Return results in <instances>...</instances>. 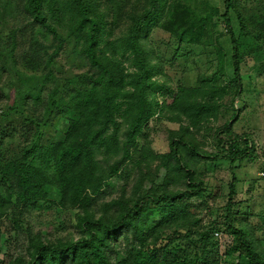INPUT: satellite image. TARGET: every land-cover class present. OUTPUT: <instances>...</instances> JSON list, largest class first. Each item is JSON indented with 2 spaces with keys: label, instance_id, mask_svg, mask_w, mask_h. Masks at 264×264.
<instances>
[{
  "label": "trees",
  "instance_id": "trees-1",
  "mask_svg": "<svg viewBox=\"0 0 264 264\" xmlns=\"http://www.w3.org/2000/svg\"><path fill=\"white\" fill-rule=\"evenodd\" d=\"M193 3L0 0V103L5 104L0 107V216L13 218L22 239L18 253L7 252V262L0 241V264H264L254 231L235 211L238 178L206 227L202 207L212 191L198 176V165L209 158L200 149L198 131L211 121L218 99L229 92L236 99L243 89L231 16L234 11L245 26L239 0H225L223 15L233 44V83L217 87L213 77H201L207 87L170 91L169 105L152 90L159 84L154 80L158 64L144 36L160 18L179 43L201 44L216 27H209L211 16ZM15 16L22 17L20 24H14ZM120 20L123 29L117 33ZM248 35L252 40L254 34ZM69 42L89 65L74 76L58 70L57 58ZM220 57L224 70L223 50ZM232 107L231 116H237L240 108ZM165 109L179 128L171 131L170 151L155 154L141 139ZM228 120L223 135L231 131ZM58 126H65L59 137L46 140L50 128ZM223 138L228 152L216 159L233 164L256 152L248 135ZM158 158L154 173L164 169L161 182L151 172ZM133 163L139 172L133 190L126 182L118 196L106 199L111 181L123 178ZM38 201L75 210L74 226L83 235L51 239L25 228L24 213ZM216 233L233 238L225 253Z\"/></svg>",
  "mask_w": 264,
  "mask_h": 264
},
{
  "label": "rangeland",
  "instance_id": "rangeland-1",
  "mask_svg": "<svg viewBox=\"0 0 264 264\" xmlns=\"http://www.w3.org/2000/svg\"><path fill=\"white\" fill-rule=\"evenodd\" d=\"M239 3L244 12L245 26L242 27L234 11H231V16L234 33L240 46L243 89L236 99L231 92L223 99H218L219 106L214 110L215 116L213 115L211 121L198 131L200 149L206 152L207 156L209 153V158L205 157V160L198 165V176H202L210 184L212 191V194L207 193L205 196L208 203L202 207L203 225L211 227L217 217L219 206L228 199L229 185L236 176L239 193L235 196L237 204L235 211L238 218L254 231L259 246L264 250V0H239ZM193 6L200 7L203 13L211 16L212 22L209 23V27L216 24V27L211 28L210 37L205 35L201 44L179 43L161 27L163 18L159 19V24L151 29L148 36H144L153 62L158 64L154 80L160 86L157 84L152 90L157 92L158 99L163 102L162 105L171 104L173 98L170 96V91H177L181 87H207L208 85H205L207 83L202 82L201 77H213L212 83L217 87L233 83L234 71L231 59L233 44L229 32L226 31L223 16L225 0H195ZM21 21L22 17H13L14 24H20ZM120 21L117 33L123 29V20ZM11 24L14 25L12 19ZM251 33L254 37L249 40L248 34ZM221 50L226 53L224 70H220ZM80 54V48H77L73 42H69L64 47L57 58L59 63L57 69L62 75L74 76L89 68ZM232 104L240 108L239 114L234 117L231 116ZM4 105L0 103V107ZM171 118L172 114L167 109L155 115L149 123V131L141 139L145 147H149L155 154L170 151L171 131H177L179 128V122ZM227 120L231 124V131L223 135L220 129L225 123L227 124ZM64 127L50 128L45 139L58 138L59 132ZM241 135L251 137L256 152H251L249 156H244V159L237 160L233 164L231 160L215 158L216 155H226L228 152L227 146L223 145L220 139L224 137L223 139L228 141ZM159 162L160 159H156L151 168L157 182H161L165 175L164 169L158 174L154 173L155 166ZM137 177L139 172L134 164L123 178H115L111 181L105 198L109 200L118 196L122 185L126 182L130 185L131 192ZM150 185L151 182H147L146 188ZM199 201L202 200L199 198ZM74 216L75 210L63 209L54 202L38 201L30 204L22 220L25 228L29 227L45 237L56 239L71 236L77 240L83 234L74 226ZM13 223L11 216L9 218L0 216L2 231L0 241L5 249L3 252L5 262L9 260V257L6 258L7 252L12 255L18 253L22 242V239L18 241L16 237ZM216 239L222 253H225L233 243L232 236L227 233H219Z\"/></svg>",
  "mask_w": 264,
  "mask_h": 264
},
{
  "label": "built area",
  "instance_id": "built-area-1",
  "mask_svg": "<svg viewBox=\"0 0 264 264\" xmlns=\"http://www.w3.org/2000/svg\"><path fill=\"white\" fill-rule=\"evenodd\" d=\"M264 174V173H263ZM216 236H219V233H216Z\"/></svg>",
  "mask_w": 264,
  "mask_h": 264
}]
</instances>
